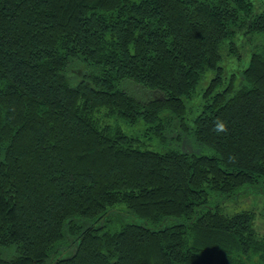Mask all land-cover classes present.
<instances>
[{
  "label": "trees",
  "instance_id": "16d2710c",
  "mask_svg": "<svg viewBox=\"0 0 264 264\" xmlns=\"http://www.w3.org/2000/svg\"><path fill=\"white\" fill-rule=\"evenodd\" d=\"M251 191L264 0H0V264H264Z\"/></svg>",
  "mask_w": 264,
  "mask_h": 264
},
{
  "label": "rangeland",
  "instance_id": "374dc122",
  "mask_svg": "<svg viewBox=\"0 0 264 264\" xmlns=\"http://www.w3.org/2000/svg\"><path fill=\"white\" fill-rule=\"evenodd\" d=\"M249 44L247 43L245 48H249ZM245 63V62H244ZM82 71V68L78 69L76 72L80 73ZM205 84H201L200 87H204ZM202 90V89H200ZM199 90V92H201ZM200 95L197 94L196 99L200 100ZM196 103H198L196 101ZM113 120H111L112 122ZM121 128L126 131L129 134L137 135L140 140L144 141L148 148L155 149V150H163L161 148V145L157 143V140L148 134H143V131L145 129V126L143 123L139 122L135 125H127V124H121ZM225 209L227 211H235L239 209L244 208H252L256 212L255 217V227L258 231V234H264V192L258 193V192H246L243 193L236 198H233L232 200H229L225 203Z\"/></svg>",
  "mask_w": 264,
  "mask_h": 264
}]
</instances>
